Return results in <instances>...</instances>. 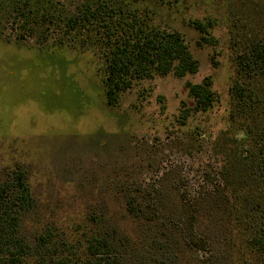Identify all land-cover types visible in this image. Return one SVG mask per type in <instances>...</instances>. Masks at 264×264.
<instances>
[{
	"label": "rangeland",
	"instance_id": "rangeland-1",
	"mask_svg": "<svg viewBox=\"0 0 264 264\" xmlns=\"http://www.w3.org/2000/svg\"><path fill=\"white\" fill-rule=\"evenodd\" d=\"M170 1L176 3L170 9L158 0L146 4L155 25L182 34L198 72L135 82L115 107L105 104L102 61L89 51L16 42L0 10V182L16 165L27 170L37 202L24 224L29 230L48 222L77 228L96 214L124 236L148 231L145 216L126 211L128 191L161 198L160 190L170 196L171 184L180 181L196 195L203 178L214 176L235 56L264 40V0ZM195 20L213 22L214 46L200 40ZM207 76L218 103L182 123L181 103L191 107L185 83ZM229 230L217 231L215 256L192 259L185 249L182 263L251 264L237 256Z\"/></svg>",
	"mask_w": 264,
	"mask_h": 264
},
{
	"label": "trees",
	"instance_id": "trees-1",
	"mask_svg": "<svg viewBox=\"0 0 264 264\" xmlns=\"http://www.w3.org/2000/svg\"><path fill=\"white\" fill-rule=\"evenodd\" d=\"M158 1L169 9L176 4ZM0 2L16 42L89 51L102 61L108 107H115L135 82L168 75L182 79L199 70L182 34L153 23L146 0ZM191 25L206 45L217 43L210 34L213 22ZM212 85L209 76L185 83L191 107L181 103L182 123L216 106ZM229 96L227 132L218 145L222 159L196 195L174 181L170 196L160 190L161 198L135 191L124 197L131 216L148 219V231L124 236L96 214L77 228L48 222L29 230L24 224L36 213L37 202L27 170L14 166L0 182V264H183L185 249L192 259L215 256L214 244L221 241L217 231L224 225L240 259L264 264V40L235 56Z\"/></svg>",
	"mask_w": 264,
	"mask_h": 264
}]
</instances>
